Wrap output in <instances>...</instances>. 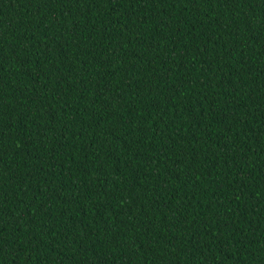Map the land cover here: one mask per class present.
Segmentation results:
<instances>
[{
  "label": "trees",
  "instance_id": "trees-1",
  "mask_svg": "<svg viewBox=\"0 0 264 264\" xmlns=\"http://www.w3.org/2000/svg\"><path fill=\"white\" fill-rule=\"evenodd\" d=\"M0 264H264V0H0Z\"/></svg>",
  "mask_w": 264,
  "mask_h": 264
}]
</instances>
